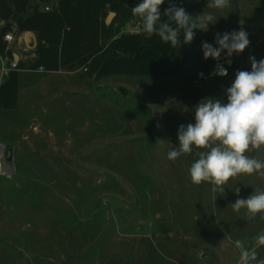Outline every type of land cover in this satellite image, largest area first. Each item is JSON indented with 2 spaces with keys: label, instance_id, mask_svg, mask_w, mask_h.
Listing matches in <instances>:
<instances>
[{
  "label": "rangeland",
  "instance_id": "1",
  "mask_svg": "<svg viewBox=\"0 0 264 264\" xmlns=\"http://www.w3.org/2000/svg\"><path fill=\"white\" fill-rule=\"evenodd\" d=\"M189 1L197 16L211 11L218 19L207 31L198 28L193 52L170 75L96 77L95 64L61 69L72 71L79 90L63 95L69 96L65 106L58 98L56 107L37 114L25 109L33 101L17 96L16 80L15 92L4 89L0 144H14L7 174L0 175V264H237L235 241L250 243L264 230L260 215L247 221L244 210L231 207L264 188V177L233 178L221 196L208 183H191L194 155L167 158L179 144V126L195 124L194 106L208 97L226 103L235 73L251 71L250 56L264 59V0H232L224 11L207 9L208 0ZM45 5L55 4L41 3L39 10ZM109 12L102 9L97 17L104 21ZM11 24L15 37L24 32ZM110 24L102 52L134 26L147 37L138 18L123 23L114 15ZM241 27L250 44L233 54L231 64L226 53L219 61L204 59L202 42L218 47L217 32ZM29 32L35 43L19 69H37L31 67L37 38ZM4 46L7 56L15 49L13 42ZM217 63L227 76L211 75ZM32 120L40 139L32 138ZM25 134L32 137L23 140ZM248 154L264 159V150ZM258 256L264 258V248Z\"/></svg>",
  "mask_w": 264,
  "mask_h": 264
},
{
  "label": "clouds",
  "instance_id": "2",
  "mask_svg": "<svg viewBox=\"0 0 264 264\" xmlns=\"http://www.w3.org/2000/svg\"><path fill=\"white\" fill-rule=\"evenodd\" d=\"M165 0H140L131 8L137 17L140 29L148 37L158 36L162 43L175 49L182 44H190L194 39V29L207 31L209 23L215 24L217 16L204 11L193 17L186 9L168 0L162 20L161 5ZM232 8V0H208L207 9L224 11ZM175 25V27H173ZM183 33L181 41L180 34ZM214 47L202 42L204 59L219 61L221 54L231 64L233 54L242 53L250 44L248 33L241 27L238 31L215 34ZM251 71H237L235 80L226 89L227 102L208 97L194 106L195 124L180 125L178 146L167 153L170 161L184 155H194V162L188 169L193 185L210 184L211 191L225 195V185L241 175L264 177V159L248 153L264 150V59L259 61L249 57ZM203 77V73L199 74ZM213 76L225 77L227 69L217 63ZM187 110V109H185ZM237 197L240 189L233 188ZM235 213L244 210V219L254 220L257 215L264 219V188H254L247 198H238L231 204ZM240 250L237 264H264L258 249L264 248V230L251 238L250 243L235 241Z\"/></svg>",
  "mask_w": 264,
  "mask_h": 264
},
{
  "label": "trees",
  "instance_id": "3",
  "mask_svg": "<svg viewBox=\"0 0 264 264\" xmlns=\"http://www.w3.org/2000/svg\"><path fill=\"white\" fill-rule=\"evenodd\" d=\"M140 0H0V54L4 53L3 35L15 24L17 31H33L37 38L36 58L32 68L46 71L70 70L76 66H93L95 76L133 75L165 76L176 72L194 50L198 28L190 44L178 48L161 42L158 36L120 34L102 52L101 38L107 40L111 24L99 20L97 12L112 11L123 23L137 18L131 8ZM186 9L189 15L197 14L189 0H172ZM52 3L48 11H40L39 4ZM45 5L44 7H46ZM168 0L161 5L162 20ZM30 11V12H29ZM175 27V25H173ZM181 41L183 33L180 34ZM8 50V49H7ZM7 52V51H6ZM103 53V54H101ZM18 62L17 68H23ZM0 86V105H4V89L15 92V75L12 72ZM6 77V78H7ZM13 101V99H12Z\"/></svg>",
  "mask_w": 264,
  "mask_h": 264
},
{
  "label": "crops",
  "instance_id": "4",
  "mask_svg": "<svg viewBox=\"0 0 264 264\" xmlns=\"http://www.w3.org/2000/svg\"><path fill=\"white\" fill-rule=\"evenodd\" d=\"M3 22L4 21H0V25L3 24ZM14 38L15 40L13 41V46L15 49H10V54L8 56H12L18 62H21L23 56L25 55V51H28L33 47L35 40L33 38V34L29 31L21 32L16 35V37L14 36ZM11 44H8V46H11ZM17 70L18 71L15 79L17 83L16 94L17 96H23L26 99L25 101H33L32 103H26L25 109L27 110L35 108L36 114L37 110L47 111V108L49 109L52 107H56V105L54 104L58 100V98L62 100V102L60 101L62 103V106H65L69 100V96L63 95H67L68 91L79 90L73 89L74 82L72 78V71H64L61 69H59L58 71H46L42 68ZM39 104H41L40 108ZM0 110L6 111L4 109V106L0 107ZM34 114L30 113L29 116H33ZM29 124H32L31 126L34 131L33 137L25 134L23 140L28 141V139L31 137L34 140L40 139V137L38 136L40 134V128L37 121L32 120L29 122ZM13 144L14 143L10 141L9 145H2H4L7 149L12 147Z\"/></svg>",
  "mask_w": 264,
  "mask_h": 264
},
{
  "label": "built area",
  "instance_id": "5",
  "mask_svg": "<svg viewBox=\"0 0 264 264\" xmlns=\"http://www.w3.org/2000/svg\"><path fill=\"white\" fill-rule=\"evenodd\" d=\"M50 10L49 6L45 7V11ZM139 27L134 26V28L129 29V33H138ZM3 42L10 44L15 38L12 32L8 31L3 35ZM18 61L12 56L1 55L0 54V86L3 83L4 79L13 71L17 70ZM7 166L5 165V146L0 144V175L7 174Z\"/></svg>",
  "mask_w": 264,
  "mask_h": 264
},
{
  "label": "water",
  "instance_id": "6",
  "mask_svg": "<svg viewBox=\"0 0 264 264\" xmlns=\"http://www.w3.org/2000/svg\"><path fill=\"white\" fill-rule=\"evenodd\" d=\"M114 15H115L114 12H109V13L107 14L105 20H104L105 24H109L110 21H111V19H112V17H113ZM11 155H12L11 149H10V148H7V149L5 150V161H6V162H9V161L11 160V157H12Z\"/></svg>",
  "mask_w": 264,
  "mask_h": 264
}]
</instances>
